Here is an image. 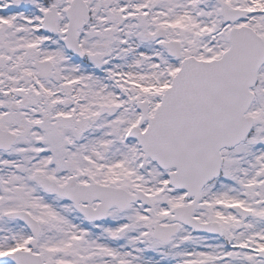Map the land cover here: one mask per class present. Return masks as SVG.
I'll use <instances>...</instances> for the list:
<instances>
[{
	"label": "snow or ice",
	"instance_id": "obj_1",
	"mask_svg": "<svg viewBox=\"0 0 264 264\" xmlns=\"http://www.w3.org/2000/svg\"><path fill=\"white\" fill-rule=\"evenodd\" d=\"M0 264H264V0H0Z\"/></svg>",
	"mask_w": 264,
	"mask_h": 264
}]
</instances>
